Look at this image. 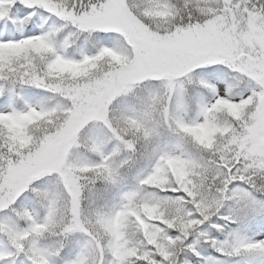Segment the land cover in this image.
<instances>
[{
  "label": "snow or ice",
  "instance_id": "1",
  "mask_svg": "<svg viewBox=\"0 0 264 264\" xmlns=\"http://www.w3.org/2000/svg\"><path fill=\"white\" fill-rule=\"evenodd\" d=\"M0 264H264V0H0Z\"/></svg>",
  "mask_w": 264,
  "mask_h": 264
}]
</instances>
